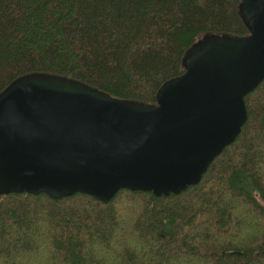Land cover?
<instances>
[{"label":"trees","instance_id":"obj_1","mask_svg":"<svg viewBox=\"0 0 264 264\" xmlns=\"http://www.w3.org/2000/svg\"><path fill=\"white\" fill-rule=\"evenodd\" d=\"M242 0H0V94L47 73L154 104L203 36L249 35ZM248 122L180 195L0 197V264H264V82Z\"/></svg>","mask_w":264,"mask_h":264},{"label":"water","instance_id":"obj_2","mask_svg":"<svg viewBox=\"0 0 264 264\" xmlns=\"http://www.w3.org/2000/svg\"><path fill=\"white\" fill-rule=\"evenodd\" d=\"M248 36L209 34L156 102L118 99L76 79L32 73L0 94V197L122 190L170 197L198 185L248 122L264 82V0H242Z\"/></svg>","mask_w":264,"mask_h":264}]
</instances>
